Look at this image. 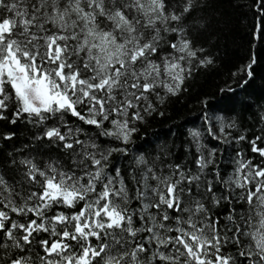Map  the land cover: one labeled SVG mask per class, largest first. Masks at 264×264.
<instances>
[{
  "label": "snow or ice",
  "instance_id": "6c2138e0",
  "mask_svg": "<svg viewBox=\"0 0 264 264\" xmlns=\"http://www.w3.org/2000/svg\"><path fill=\"white\" fill-rule=\"evenodd\" d=\"M205 7L0 0V121L30 133L0 149V264H264L255 59L237 80L247 99L225 86L200 99L179 145L171 129L147 138L213 63L200 42Z\"/></svg>",
  "mask_w": 264,
  "mask_h": 264
},
{
  "label": "trees",
  "instance_id": "16d2710c",
  "mask_svg": "<svg viewBox=\"0 0 264 264\" xmlns=\"http://www.w3.org/2000/svg\"><path fill=\"white\" fill-rule=\"evenodd\" d=\"M261 3L262 0H205L206 7L201 15L206 18L208 29L200 37V42L211 55L213 63L194 72L192 79L187 82L188 90L167 106L166 117H156L147 126V138H155L171 129L172 134L167 136V142L171 143L175 139L179 145L184 138L182 133L186 135L187 129L193 126L189 124L185 127L184 122L196 121L200 99L207 96L215 101L225 95L220 92L225 86L231 87L241 98L247 99L237 87V80L240 77L249 79L240 70L253 59V78L248 91L256 103H264V38L257 39L255 36L264 17ZM250 115V111L240 113L245 124L250 123ZM8 132L16 133L11 141L3 139ZM29 135L22 123L12 125L7 121H0V149L4 151H10L13 144L19 146ZM144 138L145 133L141 132L137 144H141Z\"/></svg>",
  "mask_w": 264,
  "mask_h": 264
}]
</instances>
